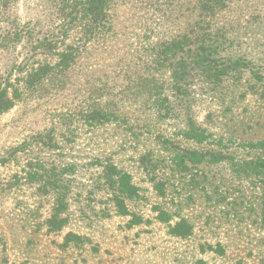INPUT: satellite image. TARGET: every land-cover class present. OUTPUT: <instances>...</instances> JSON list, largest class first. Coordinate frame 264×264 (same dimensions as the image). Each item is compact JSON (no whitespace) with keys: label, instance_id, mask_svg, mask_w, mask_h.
<instances>
[{"label":"rangeland","instance_id":"rangeland-1","mask_svg":"<svg viewBox=\"0 0 264 264\" xmlns=\"http://www.w3.org/2000/svg\"><path fill=\"white\" fill-rule=\"evenodd\" d=\"M48 5L10 0L6 14L46 32ZM211 11V28L231 41L217 54L243 57L248 67L217 84L197 74L189 80L184 107L212 134L198 145L179 135V117L150 108L147 89L169 95V72L155 71L152 56ZM110 12L105 38L0 114V264H264V174L239 169L264 156L247 145L264 139V0H113ZM24 45L0 51V73L56 60L48 49L33 53ZM92 108L125 116L134 132L125 123L90 127L84 112ZM219 139L227 147L215 145ZM186 148L214 149L223 159L191 156L183 168L173 158ZM108 163L139 188L125 205L107 182ZM55 178L64 189L53 187ZM159 208L168 221L158 218ZM55 214L66 219L59 230L47 224ZM181 218L189 227L179 235L171 226Z\"/></svg>","mask_w":264,"mask_h":264},{"label":"trees","instance_id":"trees-1","mask_svg":"<svg viewBox=\"0 0 264 264\" xmlns=\"http://www.w3.org/2000/svg\"><path fill=\"white\" fill-rule=\"evenodd\" d=\"M48 2L47 13L43 18H47L46 22L49 25L46 32H41L40 29L35 30V25L30 22L21 23L19 17H17L18 20L14 18L11 21L6 14L10 0H0V18L3 19L2 27H0V51L13 50L14 46L22 41L25 43L24 47H27V52L34 53L39 50L45 54L49 50L50 55H56L54 62L46 56L47 58L38 60L36 65L29 66L26 61L23 64H14L10 69L0 73V114L13 107L24 89L32 87L48 74L51 76L65 72L78 60L81 49H84L86 44L98 38H105L112 31L110 11L113 0H48ZM213 14V11L208 14L202 13V18L196 21L195 27L190 29L189 34L187 32L179 38L160 42L152 56L153 69L155 71L167 69L170 76V83L167 84L170 93L169 95L164 93L161 88L157 91H153V88L147 89L148 95H154L150 108L155 109L158 116L162 118L173 116L177 119L179 117L181 120V126L178 128L179 135L198 145L209 144L208 139L212 137V134L197 124L184 107L185 99L189 96L187 88L189 80L197 74L201 79L217 84L225 78L235 77L248 67L243 57L217 54L219 50L228 48V42L231 44V41L225 37L224 32L221 33L220 29L211 28ZM39 33H43V36H38ZM13 71H16L17 75L12 79ZM146 76L149 81H152L151 83L156 80L153 74L148 73ZM84 117L86 124L90 127L106 126L110 123H116L117 127L124 125L123 123L129 124L125 116H118L111 109L92 108L84 112ZM128 130L129 133L134 132L133 126L128 125ZM215 145L220 146L221 149L227 147L226 144L222 145L221 139L217 140ZM247 145L264 150V139ZM206 154H209L212 162L223 159L219 156L221 152L214 149L207 148L203 152L186 148L184 154H176L173 160L184 168L187 160L198 162ZM191 156L194 160L190 158ZM104 167H107V182L113 189L117 205L124 204L125 198L138 196L139 188L131 182V176L126 170L117 168L113 163H108ZM239 167L245 174L262 175L264 174V156L245 159ZM36 174L27 172L25 176L32 177ZM55 182L57 179L53 180V187L56 190L64 189V185L57 182L60 186L58 184L55 186ZM160 184V182L154 184L155 190L160 191ZM158 211L160 220H169L168 211L162 208ZM59 216L55 214L49 217L47 224L50 229H61L66 219ZM183 219L181 218V221L171 226V230H175L179 235H182L189 227ZM180 227L183 229L178 230ZM74 238L81 239L78 235Z\"/></svg>","mask_w":264,"mask_h":264}]
</instances>
